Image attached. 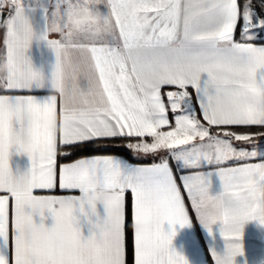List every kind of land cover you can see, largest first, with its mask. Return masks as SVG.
Returning a JSON list of instances; mask_svg holds the SVG:
<instances>
[{"label":"snow or ice","instance_id":"1","mask_svg":"<svg viewBox=\"0 0 264 264\" xmlns=\"http://www.w3.org/2000/svg\"><path fill=\"white\" fill-rule=\"evenodd\" d=\"M257 29L264 17L251 0L242 9L240 0H0L9 65L0 72V100L9 101L0 104V264H126L129 192L134 264H188L171 247L175 228L161 227L190 225L185 196L209 233L230 219L239 229L222 230L225 238L241 239L250 220L264 225V162H248L255 149L233 143H253L264 130H230L264 129V45L251 42ZM34 40L55 51L50 76L18 56ZM164 86L176 89L167 102ZM53 114L59 127L49 130ZM115 140L137 158L160 159L134 165L106 154L58 163L73 146ZM12 148L29 157L27 172L13 174ZM199 174L217 176L220 191L198 197L191 181ZM57 188L80 195L51 194ZM86 206L87 236L84 216L74 214ZM28 207L47 209L52 226L26 236ZM141 222L150 229L139 231Z\"/></svg>","mask_w":264,"mask_h":264},{"label":"crops","instance_id":"2","mask_svg":"<svg viewBox=\"0 0 264 264\" xmlns=\"http://www.w3.org/2000/svg\"><path fill=\"white\" fill-rule=\"evenodd\" d=\"M244 0H240L241 9L243 8ZM101 10L103 6H100ZM53 9L50 8V11ZM263 17V16H259ZM34 27L39 30L40 23H39V15L37 14L36 22L34 23ZM51 39H59V34L51 33ZM236 39H239V26L235 36ZM257 45H264V29L255 30V37L253 41H251ZM5 54V47L3 44V36L1 41V51H0V62L3 61ZM26 56L31 60L33 67L41 71L45 76H50L52 65L55 63L56 56L54 51L49 48L44 41H32L30 47L26 51ZM84 81L81 80V86H84ZM170 90H176L173 86H164L162 88V94L164 95L165 102H167L166 92ZM191 91V90H190ZM37 96H46L48 94L47 90L38 91L35 93ZM169 119L173 122L174 120L171 112H169ZM167 130V129H165ZM148 142H151L150 138H146ZM234 146L238 149L244 148L248 149L249 151L255 149L258 155L255 157V160H251L248 162H264V144H261V141H254L253 143L247 142H236L233 141ZM263 143V142H262ZM133 154V153H132ZM95 155H106V154H94V155H87L78 157L66 162H74L76 159L79 158H91ZM111 155H118V154H111ZM134 155V154H133ZM160 155H166V153H161ZM122 158H125L129 164L134 165H149L153 161H158L160 156H154L155 159L150 161H132L126 156L118 155ZM136 156V155H134ZM234 165L236 162H230ZM228 166V165H226ZM9 167L12 170L13 174H23L29 170L31 167V161L26 154L18 153L15 148L10 149V156H9ZM174 172L176 171L175 165H173ZM203 171L207 172L211 170V166H204L202 168ZM178 178V177H177ZM212 185H211V193L216 194L220 191V181L219 178L215 175L211 177ZM179 182V178H178ZM44 194V193H41ZM55 195H80L79 192H62L57 188L54 193ZM129 201L130 211H131V194L130 192L126 194V201ZM186 205L189 206L190 214V225L181 227L179 224L173 226L170 225L168 222H165L163 225V230L167 233L175 228L176 235L173 238L171 247L177 251L178 253L182 254L188 261V264H215L212 252H220L222 253L224 250V240L220 234L221 224L217 222L216 224L212 225V231L209 233L208 229H206L203 224L199 221L194 210H191L190 204L187 200V196H185ZM87 207V206H86ZM97 213L100 216L105 214L104 206L102 203H97ZM37 222H40V216L36 214L34 216ZM44 223L46 226L51 227L54 221L52 220L51 214L45 212V219ZM90 225L87 224V221L81 218V230L85 236L89 235ZM132 241H133V234H132ZM241 242L243 245V252L242 256H238L236 258L237 264H264V225H261L255 220H250L246 222L243 226L242 230V237ZM133 243V242H132ZM10 254H11V246H10ZM133 264H134V249H133Z\"/></svg>","mask_w":264,"mask_h":264},{"label":"clouds","instance_id":"3","mask_svg":"<svg viewBox=\"0 0 264 264\" xmlns=\"http://www.w3.org/2000/svg\"><path fill=\"white\" fill-rule=\"evenodd\" d=\"M25 53L26 52L23 51L22 49H18V56L22 57L26 55ZM52 67H55V63L52 65ZM8 70H9V65L7 64V62L5 61L0 62V72H7ZM8 103L9 101L6 99L0 100V104L7 105ZM59 121H60V117L53 114L47 117L45 123L49 130H56L59 127ZM191 183L198 197L202 196L206 199L207 196L211 194L210 189H211L212 181L210 177L204 174H199L191 181ZM89 211L90 209L88 207H85L83 211L77 208L74 214L77 215V219H79L80 216H84V219L87 220L88 217L86 214ZM45 212H48V210L32 209L31 207H28L26 209L27 219L24 220L22 225L23 231L26 236H31L32 234L39 233L40 231L43 230V228L48 227L44 223ZM36 214L40 216L41 218L40 222H37L36 219L34 218ZM255 221L259 223L258 220ZM217 222H215L214 224H216ZM220 224H221L220 234L222 230L228 232H235L239 229V223L236 220L230 219L227 225H225L223 222H220ZM163 225H161L162 228ZM150 227H151L150 225L143 222L137 225L138 230L141 232L148 231ZM221 236L224 240V250L222 253L215 251V264H237L236 258L244 254L241 239L225 238L223 235Z\"/></svg>","mask_w":264,"mask_h":264},{"label":"trees","instance_id":"4","mask_svg":"<svg viewBox=\"0 0 264 264\" xmlns=\"http://www.w3.org/2000/svg\"><path fill=\"white\" fill-rule=\"evenodd\" d=\"M248 129V130H264L260 129L258 126L251 127H233V129ZM215 130V128H213ZM124 140L106 141L101 144L96 142H88L82 145L73 146L71 148L72 154L67 158L59 159L58 163L66 162L78 157L94 155V154H118L129 158L132 161L142 162L150 161L155 159L154 156H148L147 158H137L134 156L130 150L124 147ZM131 224V211L129 201L127 200V214H126V247L127 256L126 264H133V241H132V230L127 226Z\"/></svg>","mask_w":264,"mask_h":264},{"label":"rangeland","instance_id":"5","mask_svg":"<svg viewBox=\"0 0 264 264\" xmlns=\"http://www.w3.org/2000/svg\"><path fill=\"white\" fill-rule=\"evenodd\" d=\"M251 6L254 9L255 13L258 16H263L264 17V0H251ZM2 36L3 32L0 31V51H1V41H2ZM174 126V125H173ZM213 132L216 131V129H212ZM230 130L235 131L239 134H245V133H256L261 130H248V129H233L231 128ZM258 141H261V144H264V136L260 137ZM263 142V143H262Z\"/></svg>","mask_w":264,"mask_h":264},{"label":"water","instance_id":"6","mask_svg":"<svg viewBox=\"0 0 264 264\" xmlns=\"http://www.w3.org/2000/svg\"><path fill=\"white\" fill-rule=\"evenodd\" d=\"M7 15V10H5V16Z\"/></svg>","mask_w":264,"mask_h":264}]
</instances>
